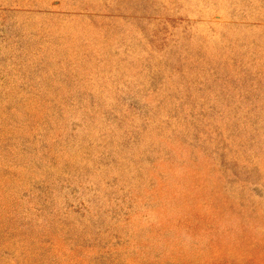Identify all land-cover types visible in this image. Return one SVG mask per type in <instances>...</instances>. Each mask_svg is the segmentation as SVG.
I'll use <instances>...</instances> for the list:
<instances>
[{"label":"rangeland","instance_id":"1","mask_svg":"<svg viewBox=\"0 0 264 264\" xmlns=\"http://www.w3.org/2000/svg\"><path fill=\"white\" fill-rule=\"evenodd\" d=\"M0 264H264V0H0Z\"/></svg>","mask_w":264,"mask_h":264}]
</instances>
